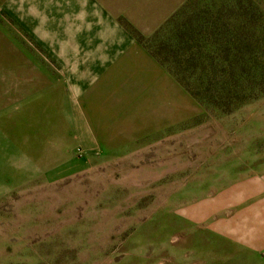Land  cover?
<instances>
[{"label": "rangeland", "instance_id": "rangeland-1", "mask_svg": "<svg viewBox=\"0 0 264 264\" xmlns=\"http://www.w3.org/2000/svg\"><path fill=\"white\" fill-rule=\"evenodd\" d=\"M177 12L138 38L177 69L178 129L1 198L0 264H264L223 231L243 205L264 225V0ZM12 29L0 9L5 81L13 59L22 75L29 57L56 74L22 34L25 52H12Z\"/></svg>", "mask_w": 264, "mask_h": 264}, {"label": "crops", "instance_id": "crops-1", "mask_svg": "<svg viewBox=\"0 0 264 264\" xmlns=\"http://www.w3.org/2000/svg\"><path fill=\"white\" fill-rule=\"evenodd\" d=\"M185 2L0 1L12 21V52H25L16 39L22 34L57 68L55 74L29 57L22 75L13 59L5 81L0 41V199L178 129L180 81L138 36L153 35ZM243 206L234 221L223 220V231L256 260L264 253V225L259 231L247 222L255 215H243Z\"/></svg>", "mask_w": 264, "mask_h": 264}, {"label": "trees", "instance_id": "trees-1", "mask_svg": "<svg viewBox=\"0 0 264 264\" xmlns=\"http://www.w3.org/2000/svg\"><path fill=\"white\" fill-rule=\"evenodd\" d=\"M178 14V12H176L175 14H173V16L171 17V18H169V20H167L165 23H169L170 21H172L174 18H175V16ZM164 23V24H165ZM147 48L149 49V52L153 55V56H155L161 63H166L165 61L166 60H164V59H162L161 58V56L159 55V53L158 52H156L154 49H152L151 47H149V46H147ZM168 68V67H167ZM178 79H179V77H178V72L176 71L177 69L174 67V66H169V68H168ZM188 90H189V92L191 93V94H193V92H192V89L190 90V88L188 87Z\"/></svg>", "mask_w": 264, "mask_h": 264}]
</instances>
